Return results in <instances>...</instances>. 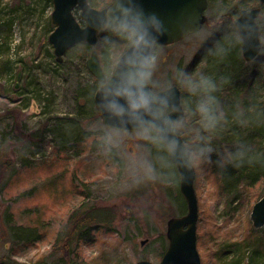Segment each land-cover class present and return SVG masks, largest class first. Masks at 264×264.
<instances>
[{"label":"rangeland","instance_id":"obj_1","mask_svg":"<svg viewBox=\"0 0 264 264\" xmlns=\"http://www.w3.org/2000/svg\"><path fill=\"white\" fill-rule=\"evenodd\" d=\"M87 1L98 10L112 3ZM228 9L216 16L208 10L199 32L160 47L158 86H177L191 98L176 70L200 69L218 37L238 47L239 100L252 108L264 101V9L256 21L261 51L252 62L242 59L236 12ZM52 11V0H0V264H158L167 221L186 214L177 169L166 151L103 126L89 108L98 82L86 61L93 51L100 58L113 32H102L95 47L75 45L57 63L48 42ZM74 15L81 23L79 11ZM114 59L112 53V71ZM177 132L197 135L196 123L188 117ZM203 158L193 151L200 264H246L254 249L253 264H264V228L255 230L249 219L263 183L226 196Z\"/></svg>","mask_w":264,"mask_h":264},{"label":"water","instance_id":"obj_2","mask_svg":"<svg viewBox=\"0 0 264 264\" xmlns=\"http://www.w3.org/2000/svg\"><path fill=\"white\" fill-rule=\"evenodd\" d=\"M111 1L110 6L98 10L92 8L87 0H52L50 22L54 30L48 36V42L53 48L57 63H61L64 54L77 44L96 46L98 35L111 25L112 18L119 10V0ZM132 2L143 8L146 14L155 15L159 19L161 32L157 34L160 47L171 46L199 32L208 21L206 17L208 0H132ZM263 6L264 0H258L256 7L240 10L234 22L241 40V55L246 62L254 60L261 51L260 30L256 21ZM76 10L79 11L81 23L74 15ZM117 66L116 62L110 76L114 75ZM86 67L96 81L106 78L94 51L90 53ZM16 80H19V74ZM171 90L174 91V100L178 108L172 115L182 121L185 112L180 89L171 86ZM99 100L100 93L96 90L93 94V105L103 126L115 131L137 133L132 124L125 127L120 117L108 113L99 104ZM176 135L184 144V140L177 132ZM167 156L179 174V191L186 205V214L172 217L167 221L168 246L158 264H200L196 244L198 201L194 189L195 174L192 161L189 162L188 158L182 155L167 153ZM249 219L255 230L264 227V197L252 206ZM142 244L144 242H141ZM136 264L152 263L142 260Z\"/></svg>","mask_w":264,"mask_h":264},{"label":"clouds","instance_id":"obj_3","mask_svg":"<svg viewBox=\"0 0 264 264\" xmlns=\"http://www.w3.org/2000/svg\"><path fill=\"white\" fill-rule=\"evenodd\" d=\"M119 10L112 18L111 28L127 40V50L117 61L114 75L99 81V104L110 114L120 117L126 127L132 124L137 135L154 143L157 147L173 155H182L191 162L193 149L182 144L176 135L183 121L172 113L177 111L174 91L171 85L158 86L154 74L161 59L159 35L161 24L155 15H148L132 0H119ZM180 86L191 97L196 98L190 111L200 114L207 129H215L223 113L218 90L228 77L217 78L203 70L188 72L184 68L176 70ZM110 144V139L107 140ZM210 145L196 149L199 156L210 153ZM245 148H237L222 161L223 164H242ZM210 159V157H207Z\"/></svg>","mask_w":264,"mask_h":264},{"label":"trees","instance_id":"obj_4","mask_svg":"<svg viewBox=\"0 0 264 264\" xmlns=\"http://www.w3.org/2000/svg\"><path fill=\"white\" fill-rule=\"evenodd\" d=\"M208 3V10L213 11L214 16L219 12L221 13V10L228 11V8H233L237 16L240 10L256 7L258 0H208ZM263 9L264 6L261 11ZM106 30H111L113 35L110 40L103 41L100 47L102 48V54L98 59L104 69L105 75L108 76L112 71L110 64H113L111 63L113 61L109 60V57L113 53L114 61H117L120 55L127 49L126 45L128 42L125 38L114 32L111 25ZM101 37L102 33L99 34L98 41ZM217 38H213L211 52L206 58L204 65L200 67V70L212 73L218 79L228 77L227 83H223L217 92L223 113L222 119L215 129H207L201 120L200 114L196 111H190L187 107V105H191L194 108L196 98H190L188 94L182 92L181 101L185 111L183 120L189 117L193 123H196L197 135H187L183 132H178V134L182 137L184 143L192 147L193 151L201 146H211L212 153L210 152L209 155H205L203 159L212 161L215 174L220 178L222 189L226 191V196H230L231 194L235 195L241 192L239 188L245 192L258 182L264 185V101L259 102L255 108H252L253 103L249 104V101H246V99H243V101L239 100L240 88L235 83L237 71V69L235 70V66L238 65V62H241L238 47L228 39ZM207 48L205 47L204 51ZM202 54L197 57L194 67L199 64L198 60H200ZM187 71L193 72L194 70L192 68L187 69ZM87 100L91 109L93 97L92 101L90 96L87 97ZM193 140H197L199 142L198 145L192 144ZM241 146L245 148L244 162L242 164L222 163L229 153L235 152ZM212 154L216 155L213 156ZM207 157H210V159ZM193 163H195V160L193 162L192 154ZM94 217V215H91L90 220ZM258 252L259 250L254 249L251 256H248L246 264L255 263L254 257Z\"/></svg>","mask_w":264,"mask_h":264},{"label":"flooded vegetation","instance_id":"obj_5","mask_svg":"<svg viewBox=\"0 0 264 264\" xmlns=\"http://www.w3.org/2000/svg\"><path fill=\"white\" fill-rule=\"evenodd\" d=\"M99 62H100V61H99ZM244 62H246V61H244ZM251 62H252V61H251ZM100 66H101V64H100ZM101 68H102V70H104L102 66H101ZM103 72H104V71H103ZM111 73H112V72H111ZM104 75H105V72H104ZM110 75H111V74H110ZM110 75H108V76L105 75V77H109ZM95 80H96V79H95ZM97 82H98V81H97Z\"/></svg>","mask_w":264,"mask_h":264}]
</instances>
